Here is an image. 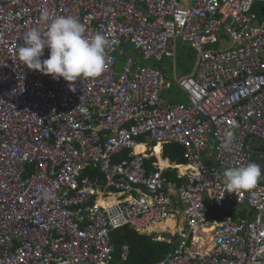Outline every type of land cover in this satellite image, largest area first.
I'll list each match as a JSON object with an SVG mask.
<instances>
[{
	"label": "built area",
	"instance_id": "obj_1",
	"mask_svg": "<svg viewBox=\"0 0 264 264\" xmlns=\"http://www.w3.org/2000/svg\"><path fill=\"white\" fill-rule=\"evenodd\" d=\"M260 3L0 0V264H107L112 230L146 231L170 216H182L188 229L153 264H264V151L250 158L264 147ZM57 16L77 18L87 38L106 37L99 76L70 86L17 59L24 35L44 33ZM222 30L231 46L218 50ZM174 40L189 43L198 56L196 72L177 80L185 102L160 95L169 83L152 65L128 56L116 69L124 43L145 59L162 60L172 55ZM47 56L45 48L41 59ZM141 135L182 146L181 184L168 181L158 165L146 168V153L135 149ZM207 148L214 167L202 157ZM122 150L126 154L114 160ZM249 163L261 167L255 187L225 192L224 171ZM89 165L100 167L102 181L82 175ZM97 187L100 195L118 196L98 200ZM170 192L181 209L173 208ZM207 201L238 211L246 205L247 212L214 219ZM209 221L211 240L201 245L197 231ZM127 252L122 244L121 260Z\"/></svg>",
	"mask_w": 264,
	"mask_h": 264
},
{
	"label": "clouds",
	"instance_id": "obj_2",
	"mask_svg": "<svg viewBox=\"0 0 264 264\" xmlns=\"http://www.w3.org/2000/svg\"><path fill=\"white\" fill-rule=\"evenodd\" d=\"M41 15L47 19L49 14L43 11ZM85 32V25L77 18L57 16L44 33L31 29L24 35V44L17 49V59L22 66L56 80L63 78L70 82V86L77 79L97 77L104 71L108 41L101 34L87 38ZM45 48L48 56L41 59ZM261 176V167L256 163L229 168L223 173L225 192L238 195L241 191L250 190Z\"/></svg>",
	"mask_w": 264,
	"mask_h": 264
},
{
	"label": "crops",
	"instance_id": "obj_3",
	"mask_svg": "<svg viewBox=\"0 0 264 264\" xmlns=\"http://www.w3.org/2000/svg\"><path fill=\"white\" fill-rule=\"evenodd\" d=\"M192 1L194 0H182L183 4H186ZM179 41L180 40L172 41V51H173L172 55L163 57L162 60L145 59L142 57V54L138 50H136L134 47H131L128 50L129 53L127 55H123L124 51L129 47V43H124L122 47H120L119 50L116 52V56L117 58L119 56L123 57L122 66L125 60L127 59V57L131 56L141 64H148V65H152L153 67H156L158 70H160V72L164 76H165L164 70L166 69L167 66H166V62L164 63V65L162 64V62L165 59L167 60V58L171 59V73L173 75V79L172 80L168 79L169 85L166 88H169L170 84H172L173 82L176 85V87L179 89L180 95L184 97L182 95L181 89L179 88V85L177 84V80L187 75H193L196 72L197 65H198V56L196 55L195 51L193 50L192 46L189 43L180 41L182 43H187L189 45V47H185V46H182L181 44H178ZM190 49L193 50V52H189ZM133 50L136 51V55L140 56L139 59L131 54ZM150 61L152 64L149 63ZM157 62L161 63L160 67H158L155 64ZM121 68L122 67H120L118 70H120ZM177 68L179 70L178 75H177ZM165 89H163L160 92V95L165 100H167L166 97L162 94V92ZM169 102H174V101H169ZM176 102H183V101H176ZM139 137L140 138L138 139V143L135 149L137 151L146 153V157L144 159V164L146 168L150 170L154 168V166L158 165L160 168H162V172L166 176L168 181L174 182L175 184H181L184 181L183 172L185 168V160L182 156V146L178 142H174V141H170L164 144H159V143L156 144L154 141H152L150 138H147L145 135H141ZM157 146H159V149H157ZM126 151L127 150H122L114 154V160H119L121 157H123L126 154ZM263 151H264V147L262 146L254 148L251 151L250 158L251 156H253L251 158L253 159L255 156L260 155ZM202 157L209 166L214 167L217 165L214 157L212 156V149L207 148L203 152ZM263 162H264V157H263ZM82 175L84 177L93 178L96 182L102 181V170L100 169V167L93 168L89 165L84 169ZM97 190H98V196H97L98 200L102 199V200L108 201L118 196V193L116 192H110L109 194L100 195L99 187H97ZM170 193L169 194H170L171 201L174 204L173 208L181 209L183 207V202L178 199V196L175 192H170ZM239 209L241 211H238L237 208H234V209L227 208V207L220 208L214 205L213 203L207 201V212L214 219L217 217L223 216V215H231L233 217H236L238 215H244V212H247L246 205L239 207ZM167 219L168 220L172 219L171 220L173 222L172 228H170L169 226H165L164 228L161 227V223L166 221ZM206 224L202 226L201 228H199L197 231V233L201 234L202 237L204 238V240L201 242V245L209 244L208 238H209L210 233L208 232L209 228L206 229ZM130 228L134 229L135 231L139 233L153 234L154 235L153 238L156 240H164V241L174 244L173 248H175L178 245V241L181 237V233L183 231L185 232L188 229V227L185 225V219L182 216H179V217L170 216V217L165 218L164 220L153 222L146 231H139L135 229L134 227H130ZM211 230H212V227H210V231ZM195 246L196 245H192V247H195ZM172 251L173 249L169 251L168 253ZM119 261H123L121 260L120 256H119Z\"/></svg>",
	"mask_w": 264,
	"mask_h": 264
},
{
	"label": "trees",
	"instance_id": "obj_4",
	"mask_svg": "<svg viewBox=\"0 0 264 264\" xmlns=\"http://www.w3.org/2000/svg\"><path fill=\"white\" fill-rule=\"evenodd\" d=\"M255 8H258L260 14L264 15V3L256 5ZM207 224L206 229L209 228L208 232L212 234V230L210 231L212 224L210 221ZM210 234L209 242L211 240ZM110 235L114 251L113 259L107 264H153L156 260L166 256L174 247L172 243L154 239L153 234L139 233L128 226L116 228L111 231ZM123 243L128 246L127 257L125 260L119 261V251Z\"/></svg>",
	"mask_w": 264,
	"mask_h": 264
},
{
	"label": "rangeland",
	"instance_id": "obj_5",
	"mask_svg": "<svg viewBox=\"0 0 264 264\" xmlns=\"http://www.w3.org/2000/svg\"><path fill=\"white\" fill-rule=\"evenodd\" d=\"M261 11H262V9H261ZM220 36L222 37V38H220L219 40H218V42L215 44V46H216V49H225V48H227V47H230L231 46V42L227 39V36H226V34H225V31L224 30H222L221 31V33H220ZM178 44H181L182 46H185V47H189V45L187 44V43H182V42H178ZM214 45H210V46H208V47H215ZM131 47H134L132 44H129V47L124 51V54L123 55H127L128 53H129V49L131 48ZM189 52H193V50H189ZM131 54L133 55V56H135L136 58H140V56L139 55H136V51H132L131 52ZM178 56V55H177ZM166 62V69L164 70V73H165V77H166V80L168 81V79H170V80H172L173 79V75H172V73H171V59H169V58H167V60L165 59L163 62H162V64L164 65V63ZM122 63H123V57L122 56H119L118 58H117V63H116V69L118 70L120 67H122ZM150 64H152L151 63V61L149 62ZM158 67H160L161 66V63L160 62H157V63H155ZM155 65V66H156ZM178 73H179V70H178V68H177V75H178ZM167 87V86H166ZM165 87V88H166ZM164 88V89H165ZM162 94L166 97V99L168 100V102L169 101H174V102H170V103H176V101H183V102H185V99H184V97H182L181 95H180V92H179V89L176 87V85L172 82V84H170V87L169 88H166L163 92H162ZM140 138V137H139ZM138 138V139H139ZM253 156H251V158H252ZM218 218V217H217Z\"/></svg>",
	"mask_w": 264,
	"mask_h": 264
},
{
	"label": "bare ground",
	"instance_id": "obj_6",
	"mask_svg": "<svg viewBox=\"0 0 264 264\" xmlns=\"http://www.w3.org/2000/svg\"><path fill=\"white\" fill-rule=\"evenodd\" d=\"M157 149H159V146H157ZM161 160V159H160ZM164 162V161H163ZM161 164V163H160ZM172 220V219H171ZM171 220H166L164 222L161 223V227L164 228L165 226H169L170 228H172L173 226V222ZM158 225V224H157ZM160 226V225H159ZM161 228V229H162Z\"/></svg>",
	"mask_w": 264,
	"mask_h": 264
}]
</instances>
